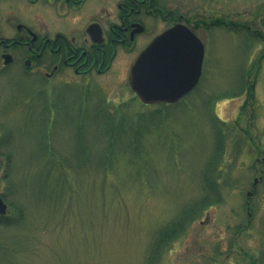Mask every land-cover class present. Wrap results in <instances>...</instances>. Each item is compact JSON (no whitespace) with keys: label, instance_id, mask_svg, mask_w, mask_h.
<instances>
[{"label":"rangeland","instance_id":"obj_1","mask_svg":"<svg viewBox=\"0 0 264 264\" xmlns=\"http://www.w3.org/2000/svg\"><path fill=\"white\" fill-rule=\"evenodd\" d=\"M15 9L7 2L2 10ZM210 9L225 22L199 30V83L167 106L163 127L141 135L136 155L127 147L134 133L117 130L122 148L104 168L98 150L109 112L99 104L134 121L157 105L130 88L132 56L104 75H67L48 93L37 91L39 78L23 86L10 73L0 77V192L9 203L0 264H148L154 230L205 194L215 123L224 137L221 201L157 264H250L247 252L264 247V0H210Z\"/></svg>","mask_w":264,"mask_h":264},{"label":"flooded vegetation","instance_id":"obj_2","mask_svg":"<svg viewBox=\"0 0 264 264\" xmlns=\"http://www.w3.org/2000/svg\"><path fill=\"white\" fill-rule=\"evenodd\" d=\"M7 2L15 11L3 13ZM199 2L0 0V77L10 73L23 86L27 79L39 78L35 87L46 92L52 82L68 84L70 74L76 79L104 75L121 56L133 57L129 72L138 54L175 25L188 28L203 43L200 29L208 33L212 26H222L225 19L211 13L210 0ZM0 196L7 210L6 195Z\"/></svg>","mask_w":264,"mask_h":264},{"label":"trees","instance_id":"obj_3","mask_svg":"<svg viewBox=\"0 0 264 264\" xmlns=\"http://www.w3.org/2000/svg\"><path fill=\"white\" fill-rule=\"evenodd\" d=\"M247 30L249 31V28ZM257 33L258 38H260L261 36L259 33L261 32L257 31ZM243 85H246V82H244ZM243 85H241V87H243ZM177 103L178 101L174 103H157L153 110L141 113L134 121L129 120L126 115H120L117 110L111 111L108 108L107 103L101 102L99 105H103L109 112L105 128L106 133H109V135L106 134L105 136V138H107V144H104V146L101 147L102 150H98L99 154H101L98 164L99 167L104 168L106 165L105 162H110L115 157L116 153L122 148V145L118 146L116 144L115 134L117 130L127 129L128 132L134 133L131 144H127V147L131 149V152L134 155H136L138 150H140L141 135L152 129L160 128L165 123L164 121L167 115L165 109L167 106H173ZM109 118L112 124L110 123ZM214 125L216 127L215 144L213 152L208 159L202 174L205 194L197 200L181 207V209L168 222L154 230L145 260L148 264H157L164 249L185 233L188 226L197 218L202 210L215 202L221 201L222 197L218 189L219 176L216 175V168L218 160L223 152L224 137L221 133L220 126L217 123ZM50 153L51 157H53V153ZM100 171L103 175L106 172L105 169H101ZM247 195L250 194L247 193ZM247 253V258L248 261H250V264H264V247H259L256 251L251 250V252Z\"/></svg>","mask_w":264,"mask_h":264},{"label":"water","instance_id":"obj_4","mask_svg":"<svg viewBox=\"0 0 264 264\" xmlns=\"http://www.w3.org/2000/svg\"><path fill=\"white\" fill-rule=\"evenodd\" d=\"M203 56L201 40L188 28L175 25L139 53L129 69V86L145 103L174 102L198 82ZM5 208L0 198V212Z\"/></svg>","mask_w":264,"mask_h":264}]
</instances>
